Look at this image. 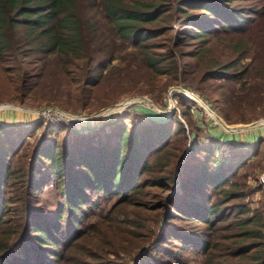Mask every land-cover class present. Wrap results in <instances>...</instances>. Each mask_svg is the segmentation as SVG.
Listing matches in <instances>:
<instances>
[{
  "label": "trees",
  "instance_id": "obj_1",
  "mask_svg": "<svg viewBox=\"0 0 264 264\" xmlns=\"http://www.w3.org/2000/svg\"><path fill=\"white\" fill-rule=\"evenodd\" d=\"M113 72L140 92L179 79L221 89L223 118L246 121L234 107L264 103V0H0V78L15 100L64 76L85 105ZM180 109L188 132L177 111L122 113L62 141L42 122L0 126V264H264V209L234 180L263 140L204 135L191 100ZM50 183L55 216L40 203Z\"/></svg>",
  "mask_w": 264,
  "mask_h": 264
},
{
  "label": "rangeland",
  "instance_id": "obj_2",
  "mask_svg": "<svg viewBox=\"0 0 264 264\" xmlns=\"http://www.w3.org/2000/svg\"><path fill=\"white\" fill-rule=\"evenodd\" d=\"M129 50L133 49L129 48ZM123 52L124 51H122V53ZM183 60V62H185L186 59ZM115 63H119V60H117ZM109 68H111V66H109L108 69ZM130 75L134 74H126V72L117 74L116 72H113V74L107 75L103 83L100 84V86H98L96 89H94L92 97L84 101L86 103L85 105L77 98V96L75 95V89H73L71 83L67 81L64 76L46 77L39 82V85L36 86L34 91L28 94L23 103H20L13 98L14 93L13 91H10V87L7 84L8 81L5 78L1 77L0 107L10 106V108L14 107L15 109H18L17 111L11 112H14L13 114L17 115V117L23 120L19 124L30 126L33 123L42 122L44 126H51L48 128L47 132H51L50 128L52 127L54 129L57 128L53 136L59 138V140L62 141L67 130L71 131L72 139L76 137L75 133L78 131L80 133L88 132L86 127L94 125L95 122H105L107 120L116 119L122 113H124L123 118L128 122H141L146 120L147 118L163 119L164 117L172 115L174 111H177V114H179L180 116V107L182 108L183 105V107L186 108L188 100L190 99L192 113L194 112L196 117L194 118L192 115L191 119L189 118V122L192 121L194 127L199 126L204 135L209 131L222 140H228L234 137L241 138L242 140H244V142L242 141L243 143H241L240 141V145L249 144V142L245 143L246 138H258L259 136H261L260 125L264 124V122H261L264 119V103L259 105L260 103H257L256 100L254 104L246 105V109H241L237 106L234 107L233 116H236L234 118V121L240 119L241 113H244L245 117L248 118V120L239 122H227L220 113L221 103L218 102V97L221 89H219L220 91H216L213 93H206L202 92L201 90H197L195 88V85H188L185 81L179 79L178 81L170 83L168 86L166 85L162 92L159 91V88L155 89V91L152 93L142 91L140 92L134 89V84L136 83L130 80ZM209 82L212 83L215 81ZM219 82L220 81H217V83ZM177 85H180L184 89L180 88V90H172L171 98L175 107L173 108L174 111L172 113L167 114L171 110L170 107L168 108L170 100L169 91L172 87ZM205 86H208V84H205ZM127 87H129V90L125 91ZM182 90L196 94L203 104L196 101L195 99L193 100L190 96L186 95L185 92H182ZM143 95L152 100L155 105L162 108L161 110L163 112L157 111L154 108L153 104L147 102L144 99L139 100L136 103H132L122 109H116L117 105L113 106L126 98H135V96L141 97ZM129 102H126V104ZM180 103H182L181 106H179ZM46 106H55L59 110L66 111L71 114L85 116L99 114L101 116H97V119L88 121L83 128H75L73 127V125L62 121L50 122L49 120H47V123H44V118L41 119L36 113H34V110ZM8 108L0 110V114H2V112H4L5 114L10 112L6 111ZM209 108L213 110L228 127L247 125L255 121H257L256 125L259 126L245 129L242 132H228L219 124L216 119H214V116H212V111ZM180 117L184 124L187 126L186 132H188V124L182 116ZM44 126L38 128L37 131H35V136H37L43 130ZM61 127L66 129L61 130ZM32 140L33 139L31 138L30 141ZM257 152L258 153L256 155L251 156L249 160H246L243 163L240 171L234 176V180L241 184H245L246 189L244 200L249 203L250 206H252L253 208L264 209V153L262 150H259ZM228 154L229 152L227 151L223 155L224 157H222V159L228 160V158H231V155ZM235 157L236 159L238 158L237 155H235ZM7 197L8 195H6L3 200ZM40 200V203L43 205V208H45V211L51 216H55L56 210L61 206L62 203V198L58 193L56 185L51 183L41 191ZM110 205V202L105 204V206ZM188 256L192 257L193 255L189 254ZM188 256L183 257L182 261L188 260Z\"/></svg>",
  "mask_w": 264,
  "mask_h": 264
},
{
  "label": "built area",
  "instance_id": "obj_3",
  "mask_svg": "<svg viewBox=\"0 0 264 264\" xmlns=\"http://www.w3.org/2000/svg\"><path fill=\"white\" fill-rule=\"evenodd\" d=\"M2 106V105H1ZM10 108V106H2L0 107V110H4L6 108ZM34 113H36L41 119L44 120V123H47V120L50 122H58L62 121L65 123H68L70 125H73L75 128H83L85 127L86 123L88 121H92L94 119H97V116L101 115H78V114H71L69 112L59 110L55 106H46L43 108L35 109ZM13 122L7 120V118L4 117L3 114H0V126L2 127H8L12 125ZM29 125V124H27ZM259 126V125H258ZM260 132H261V139L264 142V124L260 125Z\"/></svg>",
  "mask_w": 264,
  "mask_h": 264
},
{
  "label": "water",
  "instance_id": "obj_4",
  "mask_svg": "<svg viewBox=\"0 0 264 264\" xmlns=\"http://www.w3.org/2000/svg\"><path fill=\"white\" fill-rule=\"evenodd\" d=\"M179 88H183V87H181L180 85H177V86H174V87H172L171 89H170V91H169V94H170V100H169V105H168V108L170 107L171 108V110H170V112L169 113H167V114H170V113H172L174 110H173V108L175 107V105L173 104V100H172V98H171V94H172V90H174V89H176V90H178ZM184 89V88H183ZM144 100H146L147 102H149V103H151V104H153L154 105V108L155 107H157V108H160V107H158L157 105H155L153 102H152V100H150L147 96H141ZM190 98V97H189ZM126 99H128V98H126ZM125 100V99H124ZM124 100H122V101H124ZM121 102V101H120ZM120 102H118V103H120ZM136 102H138V101H132V102H129V103H127L126 105H125V107L126 106H128V105H130V104H132V103H136ZM117 103V104H118ZM116 105V104H115ZM160 109H162V108H160ZM210 109V108H209ZM211 110V109H210ZM212 111V113H213V115L214 116H216L218 119H220V122H219V124L226 130V131H228V132H236V131H243V130H245V129H248V128H252V127H255V126H258V125H256V123H257V121H255V122H252V123H250V124H247V125H240V126H236V127H228V126H226L225 124H224V122L221 120V118L213 111V110H211ZM212 115V116H213ZM215 119V118H214ZM264 120V119H263Z\"/></svg>",
  "mask_w": 264,
  "mask_h": 264
},
{
  "label": "crops",
  "instance_id": "obj_5",
  "mask_svg": "<svg viewBox=\"0 0 264 264\" xmlns=\"http://www.w3.org/2000/svg\"><path fill=\"white\" fill-rule=\"evenodd\" d=\"M18 109H15L14 107H11V108H8L6 111H10V112H8L7 114H5L4 112H2V114L4 115V117L5 118H7V120H9V121H11V122H13L12 124H14V123H21L23 120L22 119H20L19 117H17V115H15V114H13L14 112H11V111H17ZM10 113V114H9ZM244 131V130H243ZM237 132V131H236ZM239 132V131H238ZM242 132V131H241ZM235 138V137H234ZM258 138H260V136L258 137ZM257 137H250V139H245V143L246 142H249V144H246L247 146H251V145H254L255 144V142H256V140L258 139ZM235 139H237V140H239V141H243L244 142V140H242L241 138H235ZM244 143V144H245Z\"/></svg>",
  "mask_w": 264,
  "mask_h": 264
},
{
  "label": "bare ground",
  "instance_id": "obj_6",
  "mask_svg": "<svg viewBox=\"0 0 264 264\" xmlns=\"http://www.w3.org/2000/svg\"><path fill=\"white\" fill-rule=\"evenodd\" d=\"M179 90H180V88H179ZM182 92H185V94L186 95H188V96H190L193 100L195 99L196 101H198V102H200L201 104H203L202 102H201V100L197 97V95L196 94H194V93H192V92H189V91H185V90H182ZM133 98V99H132ZM132 98H128V99H125L124 101H121L120 103H118V104H116L117 105V108L116 109H122V108H124L125 107V105H126V102H132V101H139V100H142L143 98L142 97H137V96H135V98L134 97H132ZM132 99V100H131ZM125 102V103H124ZM5 105H10V104H5ZM116 105H113V106H116ZM14 106V105H13ZM112 106V107H113ZM155 109L157 110V111H159V112H163L161 109H158V108H156L155 107ZM106 110V109H105ZM98 115V114H97ZM212 115H213V113H212ZM214 116V115H213ZM214 118L217 120V121H219L220 122V119H218L216 116H214ZM261 122H264V120L263 121H261ZM262 125V124H261Z\"/></svg>",
  "mask_w": 264,
  "mask_h": 264
}]
</instances>
